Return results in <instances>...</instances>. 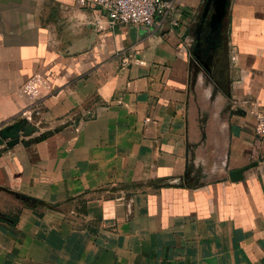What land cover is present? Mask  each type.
<instances>
[{"label":"crops","instance_id":"1","mask_svg":"<svg viewBox=\"0 0 264 264\" xmlns=\"http://www.w3.org/2000/svg\"><path fill=\"white\" fill-rule=\"evenodd\" d=\"M174 1L147 28L0 0V129H39L0 147V264H264V0H223L207 67L216 10Z\"/></svg>","mask_w":264,"mask_h":264},{"label":"built area","instance_id":"2","mask_svg":"<svg viewBox=\"0 0 264 264\" xmlns=\"http://www.w3.org/2000/svg\"><path fill=\"white\" fill-rule=\"evenodd\" d=\"M86 8L98 9L104 13L109 27L129 25L134 27H152L156 23L178 26L177 8L174 0H76ZM158 18V22L156 19ZM94 25L100 28L101 21L94 20ZM121 104L120 101H118ZM255 120V133L264 142V111L251 110ZM86 115L91 117L92 111ZM29 122V118L25 117Z\"/></svg>","mask_w":264,"mask_h":264},{"label":"water","instance_id":"3","mask_svg":"<svg viewBox=\"0 0 264 264\" xmlns=\"http://www.w3.org/2000/svg\"><path fill=\"white\" fill-rule=\"evenodd\" d=\"M216 5L215 17L218 19L222 14L223 0H206L203 13H202V23L205 22L209 15L211 6ZM39 129L32 125L26 118H22L17 122L3 127L0 129V147L7 146L13 147L21 142L22 138H29L35 133H38ZM42 137L39 136V138ZM38 140V138H37ZM242 171L232 172L230 177L232 180H237L241 178Z\"/></svg>","mask_w":264,"mask_h":264},{"label":"flooded vegetation","instance_id":"4","mask_svg":"<svg viewBox=\"0 0 264 264\" xmlns=\"http://www.w3.org/2000/svg\"><path fill=\"white\" fill-rule=\"evenodd\" d=\"M213 10H215L216 5L212 6ZM212 20L211 25L208 26V28L205 30L204 36L206 37V43L204 51L203 49H197L196 50V56L201 61V63L204 65V67H207L208 61L211 59V57H214L217 54L218 45L221 37V31L222 27L219 26L220 23L217 24V21H219V18L217 19L215 17V11L212 12ZM217 24V25H216Z\"/></svg>","mask_w":264,"mask_h":264}]
</instances>
